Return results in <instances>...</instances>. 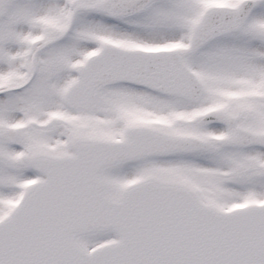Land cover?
Segmentation results:
<instances>
[{"label":"snow or ice","instance_id":"6c2138e0","mask_svg":"<svg viewBox=\"0 0 264 264\" xmlns=\"http://www.w3.org/2000/svg\"><path fill=\"white\" fill-rule=\"evenodd\" d=\"M0 264H264V0H0Z\"/></svg>","mask_w":264,"mask_h":264}]
</instances>
